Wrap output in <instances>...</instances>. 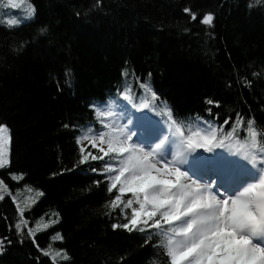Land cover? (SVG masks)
<instances>
[{"label": "trees", "instance_id": "trees-1", "mask_svg": "<svg viewBox=\"0 0 264 264\" xmlns=\"http://www.w3.org/2000/svg\"><path fill=\"white\" fill-rule=\"evenodd\" d=\"M31 2L38 8L33 22L0 27V123L12 136L10 165L0 179L21 207L36 202L24 214L28 225L58 221L37 232L36 243L66 249L70 259L59 264H170L154 229H112L123 220L109 203L115 190L97 186L102 178L88 166L75 168L78 128L90 118L92 100L118 90L152 104L141 87L147 83L159 97L155 115L167 117V105L177 117L232 122L239 113L242 120L254 118L264 134V0ZM185 7L198 13L196 21ZM207 12L215 14L212 26L200 23ZM41 27L48 33L41 35ZM181 127L187 135L191 126ZM16 222L7 196L0 201V238H6L0 264H37L36 257L52 264L26 234L20 242Z\"/></svg>", "mask_w": 264, "mask_h": 264}, {"label": "snow or ice", "instance_id": "snow-or-ice-1", "mask_svg": "<svg viewBox=\"0 0 264 264\" xmlns=\"http://www.w3.org/2000/svg\"><path fill=\"white\" fill-rule=\"evenodd\" d=\"M4 6L27 12L26 16L7 19L5 23L9 28L35 20L38 13L36 4L29 0H6ZM183 12L189 14L192 21L198 18V13L190 7H185ZM214 20L215 14L207 12L200 23L212 26ZM48 31V27L39 29L41 35ZM247 86H251V81ZM141 87L151 93L153 103L139 105L136 123L131 120L123 123L128 109L133 106L128 104L131 97L118 90L117 98H110L103 110L95 103L90 105L99 117L100 128L106 131L77 136L75 141L79 152L75 168L88 166L93 175L104 177L103 181H94L97 186L103 182L107 184L108 193L116 192L109 203L112 210L121 213L123 220L113 223L112 229H124L129 233L157 230L170 264H264V142L253 127L254 118L247 121L244 154L237 155L249 162L257 175L247 182L237 183L236 172L224 161L223 155L215 160L207 158L215 154L214 149L231 152L232 134L219 139L206 121L197 120L195 127L211 134L189 127L186 135L185 129L172 119L171 109L167 110V123L151 113L159 97L149 84L143 83ZM205 102L220 106L219 101L206 99ZM236 116L240 123V114ZM228 122L225 120V124ZM129 125L134 131L129 130ZM165 131L167 135H163ZM11 142V129L6 123H0V169L10 165ZM200 150L205 155L191 160ZM93 162L102 167H93ZM188 164L191 168H185ZM222 175L227 176L224 182ZM11 176L13 180L23 179V174L11 173ZM126 194H130L127 199ZM6 195L11 196L20 217L15 225L20 242L23 243L26 234L52 264L69 260L66 249L50 251L36 243V230L47 229L58 221L42 226L38 223L36 230L27 227L25 233L22 226L28 224L24 219L26 208L21 207L8 184L0 179V201ZM57 237L61 241L64 239L59 234ZM5 239L0 238V253L4 251ZM7 243L10 245L12 240L8 239ZM36 260L40 264V257Z\"/></svg>", "mask_w": 264, "mask_h": 264}, {"label": "rangeland", "instance_id": "rangeland-1", "mask_svg": "<svg viewBox=\"0 0 264 264\" xmlns=\"http://www.w3.org/2000/svg\"><path fill=\"white\" fill-rule=\"evenodd\" d=\"M3 2L6 4V0H3ZM27 8V5H25V9ZM21 12H22V17L23 16H26L27 15V12H26V10H20ZM0 22H1V19H0ZM107 123H111V121H106ZM123 123H124V121H123ZM125 124V123H124ZM130 128V127H129ZM130 131H134V129H129ZM87 140H85L84 141V144H85V146H87ZM221 154L223 155V159H225L226 157H225V153L223 152V151H221V152H216L214 155H213V159L212 160H215V159H218L220 156H221ZM169 159H171V157H169ZM191 160H194V154H193V156L191 157ZM185 168H191V164H188V165H185ZM190 182V181H189Z\"/></svg>", "mask_w": 264, "mask_h": 264}, {"label": "bare ground", "instance_id": "bare-ground-1", "mask_svg": "<svg viewBox=\"0 0 264 264\" xmlns=\"http://www.w3.org/2000/svg\"><path fill=\"white\" fill-rule=\"evenodd\" d=\"M237 160H238V162H239V163H246V160H244V159H243V158H241V157H238V159H237Z\"/></svg>", "mask_w": 264, "mask_h": 264}]
</instances>
